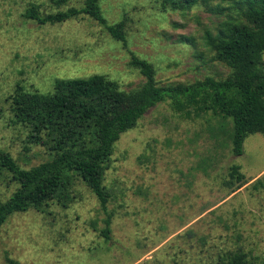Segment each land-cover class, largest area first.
I'll use <instances>...</instances> for the list:
<instances>
[{
  "label": "rangeland",
  "instance_id": "374dc122",
  "mask_svg": "<svg viewBox=\"0 0 264 264\" xmlns=\"http://www.w3.org/2000/svg\"><path fill=\"white\" fill-rule=\"evenodd\" d=\"M207 1L179 13L155 0H100L106 23H122L124 44L83 15L58 24L29 16L32 8L41 18L82 9L85 0H0V150L24 170L50 161L53 154L14 122L13 97L51 95L57 81L94 75L136 89L145 79L130 66L132 55L152 65L158 86L227 78L230 69L210 60L203 35L216 33L231 2ZM230 129L219 116L186 117L168 102L149 109L120 136L104 172L109 239L101 235L106 213L70 172L40 210L7 218L0 264H218L234 255L264 264V187L256 184L264 182V137L248 135L236 157ZM233 165L242 184L229 185ZM17 187L1 170L0 203Z\"/></svg>",
  "mask_w": 264,
  "mask_h": 264
},
{
  "label": "trees",
  "instance_id": "16d2710c",
  "mask_svg": "<svg viewBox=\"0 0 264 264\" xmlns=\"http://www.w3.org/2000/svg\"><path fill=\"white\" fill-rule=\"evenodd\" d=\"M55 5L66 0H51ZM100 0H85L82 9L70 8L41 18L36 8L30 18L41 24H58L83 15L96 21L116 41L125 44L122 23L110 26L104 19ZM163 10L186 13L207 0H155ZM231 13L216 33L205 31L203 45L212 62L230 69L223 80L206 77L191 84L158 86L152 65L132 55L130 66L145 81L140 87L124 91L104 76L57 81L51 95L17 93L12 111L16 124L29 129V142L41 145L53 158L30 170L21 169L0 150V171H7L18 185L12 196L0 203V228L9 216L41 209L62 190L68 173L81 178L96 196L106 218L101 235L108 240L112 215L107 213L109 195L102 182L104 172L120 136L133 129L144 114L168 102L171 109L186 117L212 113L229 121L231 152L243 154L248 135L264 137V0H230ZM194 45L192 39H185ZM230 184H242L240 167L230 168ZM256 184L264 187L262 180ZM218 264H248L244 255H234Z\"/></svg>",
  "mask_w": 264,
  "mask_h": 264
}]
</instances>
